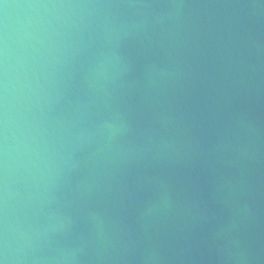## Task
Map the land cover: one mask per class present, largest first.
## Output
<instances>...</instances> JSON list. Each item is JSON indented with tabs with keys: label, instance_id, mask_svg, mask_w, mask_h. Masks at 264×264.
Returning <instances> with one entry per match:
<instances>
[{
	"label": "water",
	"instance_id": "obj_1",
	"mask_svg": "<svg viewBox=\"0 0 264 264\" xmlns=\"http://www.w3.org/2000/svg\"><path fill=\"white\" fill-rule=\"evenodd\" d=\"M7 264H264V0H0Z\"/></svg>",
	"mask_w": 264,
	"mask_h": 264
},
{
	"label": "clouds",
	"instance_id": "obj_2",
	"mask_svg": "<svg viewBox=\"0 0 264 264\" xmlns=\"http://www.w3.org/2000/svg\"><path fill=\"white\" fill-rule=\"evenodd\" d=\"M7 246L5 243L0 241V264H7Z\"/></svg>",
	"mask_w": 264,
	"mask_h": 264
}]
</instances>
